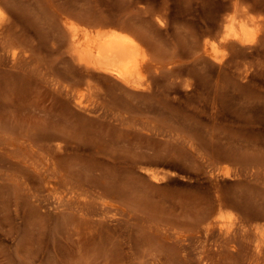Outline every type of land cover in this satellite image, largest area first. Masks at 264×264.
Instances as JSON below:
<instances>
[{"label":"rangeland","instance_id":"obj_1","mask_svg":"<svg viewBox=\"0 0 264 264\" xmlns=\"http://www.w3.org/2000/svg\"><path fill=\"white\" fill-rule=\"evenodd\" d=\"M234 2L261 30L220 47L213 63L193 44ZM0 9L16 23L0 40V264L252 261L264 245V0H0ZM68 17L145 38L159 64L150 88L73 83L72 63L53 50Z\"/></svg>","mask_w":264,"mask_h":264},{"label":"bare ground","instance_id":"obj_2","mask_svg":"<svg viewBox=\"0 0 264 264\" xmlns=\"http://www.w3.org/2000/svg\"><path fill=\"white\" fill-rule=\"evenodd\" d=\"M2 16L0 9V40L8 44L6 37L10 34V26L12 28L11 24H14L15 21ZM255 18L256 16L248 7L234 2L233 11L220 14L214 24L202 29L199 38L193 44V49L196 52L202 51L213 63L220 64L222 62V58L219 57L220 47L232 50L237 44L246 45L252 42L254 28L258 26V29L261 30L260 24H251ZM15 24L14 28H16ZM159 25L163 26V24ZM64 27L65 38L63 37L60 43L54 44L53 50L59 54H65L72 63V69L68 73L70 72L72 78L74 77L73 80L71 78L73 83L76 81V83H82L89 87L111 83V85L128 90L150 88L149 78L154 70H158L159 64L152 62L149 58L147 50L149 44L145 38L142 39L121 26L112 24L89 26L70 17L65 19ZM207 34H214L215 39L212 41L202 39ZM17 55L16 49L12 51L13 57ZM57 85L60 87L61 82H58ZM66 86H64L65 92L75 96L72 94L71 86ZM75 103L81 108L86 107L88 105L86 94L83 93L76 97ZM58 149L60 148L57 146ZM258 237L264 240V231ZM255 245L256 248L252 247L255 249L253 255L251 254L253 258L251 259L249 256L252 261L246 262L248 264H264L263 241L257 242ZM230 248L235 249L234 246ZM252 249L250 251H253ZM249 252L247 254L250 255ZM244 264H246L245 261Z\"/></svg>","mask_w":264,"mask_h":264}]
</instances>
